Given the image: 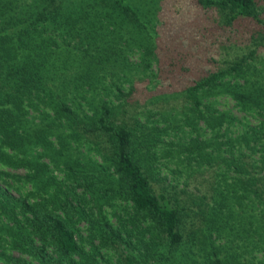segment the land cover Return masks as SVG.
<instances>
[{
    "label": "trees",
    "instance_id": "1",
    "mask_svg": "<svg viewBox=\"0 0 264 264\" xmlns=\"http://www.w3.org/2000/svg\"><path fill=\"white\" fill-rule=\"evenodd\" d=\"M190 1L208 69L145 0H0V264H264V0Z\"/></svg>",
    "mask_w": 264,
    "mask_h": 264
},
{
    "label": "rangeland",
    "instance_id": "2",
    "mask_svg": "<svg viewBox=\"0 0 264 264\" xmlns=\"http://www.w3.org/2000/svg\"><path fill=\"white\" fill-rule=\"evenodd\" d=\"M145 1L146 3L145 5L142 4V8L147 11V15L143 18V21L146 23V26L152 35V39L154 38V44L155 47H157L156 51L158 56L160 53L164 54L165 51L174 54L178 49L188 51L186 58L189 59L188 57H191V61H194V59L198 60V62L203 64V69H208L212 66L213 60L215 61V65L219 64V58L220 62L222 61V56H219L218 54L211 57L213 52L209 50L208 42L200 37V32H198V28L195 27L196 23L193 21L200 13L190 0ZM73 44H71V46H73ZM134 51L135 52L130 56V62L139 61L137 49L134 48ZM202 53H204V56H202ZM175 77L178 78L179 75L176 74ZM233 112L238 116L240 115V112L235 108L233 109ZM236 126L240 128V123H237ZM12 171L14 172L15 170ZM17 172L22 173L23 170L21 169ZM196 175H198L197 179H194V183L190 184V188L195 191V184L198 183L199 180L209 179V183L213 182L210 178L214 175L212 174V170H207L201 175L197 172ZM238 241L235 242L239 243V245H243L244 241L242 239H238ZM256 256L260 255L256 254Z\"/></svg>",
    "mask_w": 264,
    "mask_h": 264
}]
</instances>
